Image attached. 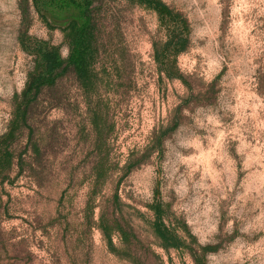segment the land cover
I'll return each mask as SVG.
<instances>
[{
	"label": "rangeland",
	"instance_id": "obj_1",
	"mask_svg": "<svg viewBox=\"0 0 264 264\" xmlns=\"http://www.w3.org/2000/svg\"><path fill=\"white\" fill-rule=\"evenodd\" d=\"M75 2L0 0V264H264V0Z\"/></svg>",
	"mask_w": 264,
	"mask_h": 264
},
{
	"label": "trees",
	"instance_id": "obj_2",
	"mask_svg": "<svg viewBox=\"0 0 264 264\" xmlns=\"http://www.w3.org/2000/svg\"><path fill=\"white\" fill-rule=\"evenodd\" d=\"M54 5L58 6L59 8H64L66 10H75L78 11L80 20H81V26L79 27L80 32H87L90 28V19L87 17L86 15V10L83 6L76 4L75 0H53ZM80 40H77L76 43L74 44L73 49L71 50L69 59L67 60V62L65 63V68H67L68 66L74 65L76 62V58L78 56L79 52V47H80ZM47 58L50 61H53L54 63H56L54 68H60L62 66V63L60 61H56V60H52V56H47ZM53 69V67L51 68ZM102 231L109 235L112 231L109 230L108 227L106 226H101ZM116 231H122V230H116ZM121 233V232H120ZM122 234V233H121Z\"/></svg>",
	"mask_w": 264,
	"mask_h": 264
}]
</instances>
